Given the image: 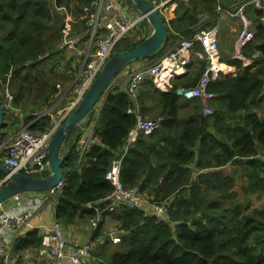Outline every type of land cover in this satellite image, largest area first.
Instances as JSON below:
<instances>
[{
  "label": "trees",
  "instance_id": "obj_1",
  "mask_svg": "<svg viewBox=\"0 0 264 264\" xmlns=\"http://www.w3.org/2000/svg\"><path fill=\"white\" fill-rule=\"evenodd\" d=\"M235 1L171 0L176 4L174 17L165 20L160 14L167 30L165 45L148 56L130 60L124 67L134 60H156L178 39H190L200 28L214 25L218 4L231 6ZM89 2L0 0V100L4 112L5 88L12 93L14 82L10 80L16 75L42 82L35 89L40 101L35 108L43 109L54 98L56 82L46 79L44 63L53 70L61 61L56 47L62 43L67 15L71 17L68 35L74 34V42L87 39L84 14ZM249 16L258 19L261 12L252 10ZM263 31L261 22L255 38L259 34L263 38L243 51L245 59L220 57L233 65L236 73H220L209 81L207 90L213 93L208 102L210 113L202 111L199 99H184L175 93L177 86H192L205 68V61L193 55L195 60H190L187 72L174 76L167 90L155 87L149 78L138 84L135 100L117 85L110 89L95 123L99 143L92 145L81 160L73 145L80 130L75 135L70 130L63 141L65 144L69 138L61 164L63 189L51 202L57 222L71 224L94 216L90 206L101 203L112 190L104 175L112 159L118 157L119 179L124 187H135L149 203L167 204L160 218L124 205L104 212L103 216L116 221L120 241L112 251L96 253L99 264H264V206L252 207L248 199L253 194L264 197ZM148 35L124 37L113 53L133 47ZM194 50L201 51L200 45L196 44ZM254 51L260 53L259 58L250 57ZM64 73L63 78L69 79ZM16 85L22 87L20 82ZM30 97L33 101L34 96ZM18 98L25 99L12 93V106L20 104ZM135 106L141 115L161 117V121L124 150V138L135 122L127 108ZM33 118L26 116L23 124L43 129L50 120L49 115ZM3 134L1 131L0 138ZM46 172L34 176L44 177ZM236 178L245 181L240 187L242 201L234 190ZM40 242L41 234L32 228L14 242L13 250L37 248Z\"/></svg>",
  "mask_w": 264,
  "mask_h": 264
},
{
  "label": "built area",
  "instance_id": "obj_2",
  "mask_svg": "<svg viewBox=\"0 0 264 264\" xmlns=\"http://www.w3.org/2000/svg\"><path fill=\"white\" fill-rule=\"evenodd\" d=\"M122 1L90 0L84 14L87 39L83 49L75 50L80 56L66 89L69 92L65 90L56 93L52 105L53 100L43 109L34 113V117L37 118L49 115V123L43 129H32L25 124L14 136L0 139V161L10 169V173L18 172L34 176V174H38L48 167V143L51 135L60 122L82 100L97 73L113 54L116 44L128 35L133 36L135 34L136 38H140L147 33L144 22H147L150 26L148 18L138 10L136 12L130 0H125V5L119 13H111L116 3ZM163 4L164 2H161L156 5L157 9ZM216 9L228 16L239 19L241 29L236 40L241 47L252 40L256 34L258 24L249 16L252 10L262 13L260 20L264 23V0H236L229 7L217 5ZM69 19L70 17L67 15L62 43L72 48L73 40L67 37L70 28ZM251 24H254V26L248 28ZM196 43L200 45L201 51L193 49ZM192 55L203 59L205 68L192 86H177L175 93L184 99H199L203 103L202 111L210 113L211 109L208 107L207 102L213 97V93L207 90L208 83L219 74V70H226L214 64V61L219 59L216 24L200 28L190 39H178L172 48L156 60L130 68L124 91L129 98L135 100L137 86L146 78H149L157 88L167 90L172 86L171 79L174 76L187 72ZM115 84L116 81L113 78L106 93L116 86ZM4 94L5 106L11 107L12 94L8 87L5 88ZM101 101L98 100L96 104L101 105ZM61 103H63L62 107L58 109L59 111L56 110L58 112L53 116L52 109ZM48 105L49 107H47ZM99 109L88 117L84 125H81L80 134L73 144L74 151L79 155V160L83 158L85 152L92 145L99 143V135L95 130ZM127 112L134 115L135 122L124 138L122 144L124 150L139 135L148 134L157 128L161 121V117L148 118L141 115L137 110V106L134 108L128 107ZM120 163V157L112 159L104 175L105 179L112 184V190L101 200V203H94L90 206L95 210L94 216L89 220L93 229H96L99 223L103 221V213L111 211L117 205L140 208L145 211V214H154L158 218L167 211L166 202L148 203L147 198L135 187H124L122 185L119 179ZM7 181L8 175H3L0 178V189ZM63 185L61 178L55 186L47 190L19 193L0 202V264H16L13 252L14 242L23 236L27 230L36 228L30 224L32 213L37 211L44 203H51L53 198L62 191ZM147 207H151V209ZM115 225L113 223L108 227L107 235L111 244H117L120 241V229L118 225ZM64 230V224L56 221L41 233L40 246L37 247L42 259L40 264H64L65 258L71 264H97L90 259L91 244L86 241L69 246Z\"/></svg>",
  "mask_w": 264,
  "mask_h": 264
},
{
  "label": "crops",
  "instance_id": "obj_3",
  "mask_svg": "<svg viewBox=\"0 0 264 264\" xmlns=\"http://www.w3.org/2000/svg\"><path fill=\"white\" fill-rule=\"evenodd\" d=\"M153 4L159 5L161 2L163 6H160L158 11L160 14L163 16L165 20H169L174 17L173 14V9L175 7V2H171V0H151ZM124 2L123 0L121 3L117 2L115 5V8L112 10V14L119 13V11L124 7ZM157 8V7H156ZM137 12V10H136ZM218 17H217V44H218V53H219V61L214 62V64L222 69H227L228 68V74L234 75L236 73V68L228 64L224 61H221L220 57H234V53L237 51L239 45L237 43V36L238 33L241 29V24L238 18L236 17H231L223 12H218ZM69 16V15H68ZM255 16V14H254ZM70 17V16H69ZM261 17V16H260ZM259 19V18H258ZM255 19V20H258ZM146 29L148 32H150L151 27L148 25L147 22H144ZM260 25V24H259ZM258 25V26H259ZM149 29V30H148ZM238 30V32H236ZM227 34H230V37H227ZM76 39L73 40V43L77 45V42H74ZM85 41H83L84 45ZM79 61V58L76 59V65ZM148 62H152V60L149 59H139V60H134L130 62L127 66L123 67L120 72L116 75L114 78L116 81L115 85H118V89L124 90L127 76H128V70L133 67L141 66L143 64H146ZM215 78V77H214ZM70 79V78H69ZM68 87V86H67ZM57 91V89H56ZM34 92L30 93L29 95L31 96ZM12 94V93H11ZM55 95V94H54ZM32 98V96L30 97ZM35 100H38L35 102ZM53 100V99H52ZM40 103L39 98H36V93L34 95L33 101L30 100L29 107L33 109L30 110L29 113H25L24 110L22 109V105L19 104V106H15L17 110L20 111V114L22 115H32L34 116V113L39 111L41 108H35L36 105ZM15 105H18L16 102ZM36 109V111H35ZM38 109V110H37ZM23 111V112H22ZM34 111V112H33ZM89 117V116H88ZM88 117H85L82 119L78 124L81 127V125H84ZM35 120V118H33ZM25 120V117L23 118L22 125L19 127H15L13 129V126L9 124V121L5 120L6 124L2 128L6 127L4 131H2L4 134L2 135V139H7L12 136H14L18 130L24 126L23 124ZM31 122V121H30ZM77 125V124H76ZM81 131V128H80ZM77 139V138H76ZM63 145V144H62ZM225 171H229V167L225 166ZM4 175V174H3ZM245 181L240 178H236V184L234 186V190L238 194V200L242 201L244 195L242 194L240 187L242 184H244ZM237 186L239 187V190L237 189ZM255 195V194H253ZM252 195L248 196L250 205L252 207H257L261 208L264 206V203L262 205L256 206L252 203V200L249 198ZM257 196V195H256ZM264 198V197H263ZM32 218L30 219V224L32 227H36L38 229V233L41 234L45 229L51 227L54 222H56V219L54 218V208L52 203H44L42 206L37 209V211L32 213ZM116 223V221L112 220L110 217L104 215L103 221L99 223L98 227L96 229H93L90 226L89 221H82V220H77L75 222H72L71 224H64L65 230V238L68 242V245H77L82 242H89L91 244V261L94 262L95 260H99L95 255L97 251L100 249L101 251H112L113 249H108L110 243H104L103 236L107 234L108 232V227ZM112 246H116V244H111ZM102 248V249H101ZM116 248V247H115ZM14 252V250H13ZM15 255V263L16 264H40L42 259L41 255L38 253L37 248L31 247L27 249L20 250L18 252H14ZM64 264H71L67 258L64 259Z\"/></svg>",
  "mask_w": 264,
  "mask_h": 264
},
{
  "label": "water",
  "instance_id": "obj_4",
  "mask_svg": "<svg viewBox=\"0 0 264 264\" xmlns=\"http://www.w3.org/2000/svg\"><path fill=\"white\" fill-rule=\"evenodd\" d=\"M130 1L140 13L148 18L152 28L151 32L133 47L113 53L93 79L82 100L56 127L48 143L49 173L47 176L35 177L18 172L10 173V169L0 161V171L4 175H8V181L0 189V202L22 192L44 191L55 186L63 176L61 164L64 154L60 155L59 151L70 130L93 110L99 98L103 101L112 79L126 63L132 59L148 56L165 45L167 30L153 2L151 0ZM68 38L73 39V36ZM4 117L5 112L0 100V133L5 122Z\"/></svg>",
  "mask_w": 264,
  "mask_h": 264
},
{
  "label": "rangeland",
  "instance_id": "obj_5",
  "mask_svg": "<svg viewBox=\"0 0 264 264\" xmlns=\"http://www.w3.org/2000/svg\"><path fill=\"white\" fill-rule=\"evenodd\" d=\"M231 3V1L230 2H227V1H224V4H230ZM130 10V9H129ZM253 18H257L256 16H254ZM65 20H66V17H65ZM70 20H71V17H70V19L68 20V22H69V24H70ZM255 20V19H254ZM259 20V19H258ZM258 20H255V21H258ZM73 21H77V19H73ZM140 26V25H139ZM252 26H254V24H251L248 28H251ZM146 29V28H145ZM69 30H70V28H69ZM69 30H68V32H69ZM149 30V29H148ZM238 30L239 29H237V31L236 32H238ZM146 32H148L147 31V29L145 30ZM263 33H264V31H263ZM72 35H74V34H70V35H68V33H67V37H69V36H72ZM227 37H230V34L228 35L227 34ZM259 38H263L260 34L255 38V39H253L247 46H245V47H241V46H239L238 47V49H237V51L234 53V55H236V56H238V57H241V58H243V51H249L250 50V47L254 44V42L257 40V39H259ZM83 47H84V45H83V41L82 42H77V45H75L74 43H72V48H70V47H68V45L67 44H65V45H62V43L60 44H58L57 45V49L60 51V53H61V55H62V57H61V61H60V63L57 65V68H55V69H53V70H49V69H47V66L45 65V63H44V66H43V68H44V70H45V73H46V79L48 80V81H52L53 83H55V88L57 89V91L55 92V94L56 93H58V92H63V91H65L66 89H67V86H68V84H69V81H70V79H64L63 77H64V75H65V73H64V71H66V73L69 75V76H71V74H72V72H73V70H74V68H75V66H76V59L77 58H79V54L77 53V51H75L76 49L78 50V49H83ZM219 53H220V51H219ZM221 54V53H220ZM69 57V58H68ZM260 57V55L258 56V57H254V58H259ZM193 58V55H192V57H191V59ZM72 59V60H71ZM192 60H195V58H193ZM263 60H264V58H263ZM262 60V61H263ZM71 61V62H70ZM56 71V72H55ZM27 78V77H26ZM23 79L22 77H21V75H16V77H14V79H11L10 80V82H14V88L13 87H10V89L12 90V93H14V97H19V95L20 96H22V97H24L25 99L23 100V101H19V98H18V102L22 105V109L24 110V112L25 113H29V111H30V105H29V103H30V99H29V94L30 93H32V92H34L31 96H34L35 95V93L37 92L35 89H36V87H39L40 85L42 86V82H41V84H38L37 82H35V80L34 81H29V79ZM20 82V84H22V87L20 88V89H18V87H17V85H16V83H19ZM152 82V81H151ZM153 83V82H152ZM153 85L154 86H156L154 83H153ZM30 86H32V88L30 89ZM157 87V86H156ZM66 91H68L69 92V90H66ZM17 93H19V95H17ZM26 96V97H25ZM54 97V96H53ZM54 99H55V97L53 98V101H52V103H51V105L54 103ZM64 101H65V99H63ZM101 100V99H100ZM3 102L5 103V94H4V98H3ZM44 104V103H43ZM15 105V104H14ZM50 105V104H49ZM49 105L47 106V107H49ZM62 105H63V103H61V104H59V105H57L55 108H53L52 109V115L53 116H55L56 115V113L59 111L58 109L60 108V107H62ZM15 106H19V104L18 105H15ZM4 107H5V117H4V119L5 120H7V121H9V124L10 125H12L13 126V129L15 128V127H19L20 125H22V122L21 121H23V118L24 117H26V115L24 116L23 114L21 115L20 114V111L19 110H17L16 108H14V106H12L11 105V107H9V106H5V104H4ZM40 107V106H39ZM39 107H37V108H39ZM46 107V108H47ZM99 107H100V104H96L95 106H94V108H93V111L91 112H89L87 115H86V117H88V116H91V114L92 113H94L95 111H97L98 109H99ZM56 110H58V111H56ZM40 111V110H39ZM23 112V111H22ZM149 116V117H148ZM146 117H148V118H151V117H153L152 115H150V114H147L146 115ZM35 118H37V117H35ZM81 123V122H80ZM79 123V124H80ZM79 124H77V125H75L72 129H71V131H72V133L75 135L76 134V132L78 131V130H80V126H79ZM6 127H4V128H2L1 129V131H4V129H5ZM69 146V138L67 139V141H66V143L65 144H63L62 146H61V148H60V151H59V153H60V155H63L64 153H65V151H66V149H67V147ZM49 171V169H48V167L47 168H45L44 169V171ZM46 173H48V172H46ZM45 173V174H46ZM38 174H40V173H38ZM38 174H34V175H37L38 176ZM237 189L239 190V187L237 186ZM251 200H252V203L254 204V205H256V206H259V205H262L263 203H264V198L263 197H259V196H256V195H252V196H250L249 197ZM149 203V202H148ZM53 205V204H52ZM116 224V223H115ZM115 226H117V224L115 225ZM120 234V233H119ZM103 240H104V243H110V240H109V237H108V235L106 234V235H104L103 236ZM108 249H114L115 247L114 246H112L111 245V243H110V245H109V247H107ZM102 249V248H101ZM99 251H101L100 249L97 251V252H99Z\"/></svg>",
  "mask_w": 264,
  "mask_h": 264
},
{
  "label": "clouds",
  "instance_id": "obj_6",
  "mask_svg": "<svg viewBox=\"0 0 264 264\" xmlns=\"http://www.w3.org/2000/svg\"><path fill=\"white\" fill-rule=\"evenodd\" d=\"M154 5H155V4H154ZM218 5H219V4H218ZM220 6H221V5H220ZM221 7H229V6H221ZM134 8H135V10H137L135 6H134ZM157 10H158V9H157ZM216 10H217V9H216ZM158 12H159V11H158ZM217 12H219V11H217ZM159 13H160V12H159ZM261 16H262V13H261ZM250 18H251V17H250ZM260 18H261V17H260ZM260 18H259L258 21H256L258 25L261 23ZM251 19H252V18H251ZM217 20H218V19H217ZM253 20H254V19H253ZM254 21H255V20H254ZM216 23H217V21H216ZM216 23H215V24H216ZM215 24H214V25H215ZM214 25H212V26H214ZM150 27H151V26H150ZM257 28H258V26H257ZM151 29H152V28H151ZM150 32H151V30H150ZM150 32H148V33H150ZM256 33H257V29H256ZM255 36H256V34H255ZM255 36L253 37V39L255 38ZM253 39H252V40H253ZM72 40H73V39H72ZM252 40H250L245 46H247ZM196 44H197V43H196ZM196 44H195V45H196ZM195 45H194V46H195ZM217 45H218V44H217ZM245 46H243V47H245ZM193 49H194V47H193ZM256 52H258V51H254V52L252 53V55L250 56L252 59H253L255 56H256V57L259 56L260 53L258 52L257 54H255ZM234 57H238V56L234 55ZM238 58H241V57H238ZM241 59H245L244 55H243V58H241ZM218 61L220 62L219 59H218ZM249 63H251V62H249ZM123 67H124V66H123ZM123 67H122V68H123ZM122 68H121V69H122ZM119 72H120V71H119ZM225 72H228V69H226L225 71H221V70H220L219 74H220V73H225ZM219 74H218V75H219ZM218 75H216V76H218ZM216 76H215V77H216ZM115 77H116V76H115ZM115 77H114V78H115ZM155 87H156V86H155ZM212 98H213V97H212ZM99 100H100V98H99ZM208 102H209V101H208ZM208 102H207V103H208ZM34 118H35V117H34ZM27 125H28V124H27ZM0 139H1V138H0ZM22 193H23V192H22ZM88 221H89V220H88ZM119 236H120V235H119ZM118 243H119V242H118ZM90 259H91V258H90ZM95 262H96L97 264H99V261H98V260H95Z\"/></svg>",
  "mask_w": 264,
  "mask_h": 264
},
{
  "label": "bare ground",
  "instance_id": "obj_7",
  "mask_svg": "<svg viewBox=\"0 0 264 264\" xmlns=\"http://www.w3.org/2000/svg\"><path fill=\"white\" fill-rule=\"evenodd\" d=\"M214 62H216V61H214Z\"/></svg>",
  "mask_w": 264,
  "mask_h": 264
}]
</instances>
